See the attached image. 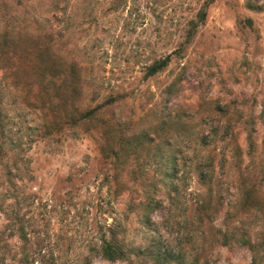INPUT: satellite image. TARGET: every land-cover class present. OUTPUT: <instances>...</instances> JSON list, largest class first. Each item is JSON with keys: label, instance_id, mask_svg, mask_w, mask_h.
Wrapping results in <instances>:
<instances>
[{"label": "rangeland", "instance_id": "rangeland-1", "mask_svg": "<svg viewBox=\"0 0 264 264\" xmlns=\"http://www.w3.org/2000/svg\"><path fill=\"white\" fill-rule=\"evenodd\" d=\"M204 1L0 0V31H11L19 50L51 33L49 55L78 78L66 108L100 105L92 126L102 127L37 140L34 105L0 73V115L13 116L21 145L11 183L0 172V264H82L86 255L90 264H161L158 248L170 264H251L243 240L264 245V0H214L183 44ZM167 54L169 65L145 78ZM125 139L113 170L107 154ZM252 187L256 207L245 212ZM113 220L141 250L128 262L89 249Z\"/></svg>", "mask_w": 264, "mask_h": 264}, {"label": "trees", "instance_id": "trees-1", "mask_svg": "<svg viewBox=\"0 0 264 264\" xmlns=\"http://www.w3.org/2000/svg\"><path fill=\"white\" fill-rule=\"evenodd\" d=\"M214 0H205L195 15V20H190L185 30L184 42L189 43L195 35L197 28L204 22L208 7ZM250 23V20H247ZM51 33H46L44 43L38 42L30 49L19 50L18 43L9 30L0 31V73L11 87L15 89V93L22 95L23 101L32 103L39 116V124L36 126L38 132L37 140L43 142L60 141V139L77 138L85 133H95L101 131V126L97 128L92 126L93 121H99V111L101 106L86 107L74 106L67 109L69 103V95L76 94L78 90L76 76L73 66L64 69L66 64L64 61L55 62L52 60L49 52L52 48ZM182 51V48H178ZM171 54L153 60L145 70V78H150L162 72L170 63ZM74 76H73V75ZM173 85L167 88V94H173ZM120 95L109 96L106 104H111L119 99ZM264 114V108L260 111L259 117ZM13 116L7 112L5 116L0 115V172L2 176L11 183V172L16 165L15 152L20 148V141H16L15 136L11 134ZM250 134L246 135L249 148L251 147ZM130 142L127 139L119 142V147L111 148V152L107 154L109 164L115 168L124 160ZM103 149V148H102ZM104 150V149H103ZM16 155H18L16 153ZM16 167V166H15ZM125 190H120L117 195H122ZM257 191L254 187L246 189L244 192L242 209L243 211L253 210L257 203ZM133 200L131 199L127 210L132 208ZM159 202L147 205V213L144 215L143 226L151 229L150 214L158 206ZM125 226L116 223L113 220L110 224L104 222L98 230L94 238V244L89 248L92 249L103 260L109 263L118 261L128 262L130 255H137L139 251L125 239ZM228 238V234H223V243ZM263 241V240H262ZM262 242L257 243L255 240L246 238L243 244L248 246L251 253V264H260L259 258L264 254V245ZM226 245V244H224ZM1 257V256H0ZM156 260L161 264H170L174 260L169 258L168 254L158 248L155 254ZM2 258V257H1ZM82 264H90L89 256L83 257ZM180 262V261H178ZM21 264H27L26 258L20 260ZM183 264H187L183 262Z\"/></svg>", "mask_w": 264, "mask_h": 264}]
</instances>
